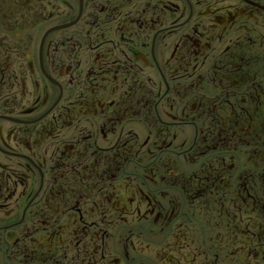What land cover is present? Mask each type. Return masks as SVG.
Returning a JSON list of instances; mask_svg holds the SVG:
<instances>
[{
	"label": "flooded vegetation",
	"instance_id": "1",
	"mask_svg": "<svg viewBox=\"0 0 264 264\" xmlns=\"http://www.w3.org/2000/svg\"><path fill=\"white\" fill-rule=\"evenodd\" d=\"M0 264H264V0H0Z\"/></svg>",
	"mask_w": 264,
	"mask_h": 264
}]
</instances>
